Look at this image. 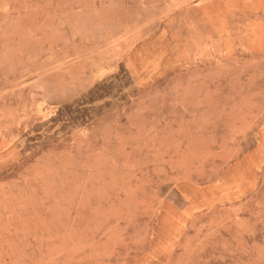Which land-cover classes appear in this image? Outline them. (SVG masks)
<instances>
[{"label": "rangeland", "instance_id": "374dc122", "mask_svg": "<svg viewBox=\"0 0 264 264\" xmlns=\"http://www.w3.org/2000/svg\"><path fill=\"white\" fill-rule=\"evenodd\" d=\"M0 264H264V0H0Z\"/></svg>", "mask_w": 264, "mask_h": 264}]
</instances>
